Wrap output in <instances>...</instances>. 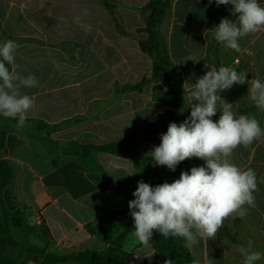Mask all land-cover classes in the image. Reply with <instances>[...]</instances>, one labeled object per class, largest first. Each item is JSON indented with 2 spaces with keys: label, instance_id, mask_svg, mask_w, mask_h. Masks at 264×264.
Returning a JSON list of instances; mask_svg holds the SVG:
<instances>
[{
  "label": "crops",
  "instance_id": "crops-1",
  "mask_svg": "<svg viewBox=\"0 0 264 264\" xmlns=\"http://www.w3.org/2000/svg\"><path fill=\"white\" fill-rule=\"evenodd\" d=\"M150 1L0 0V44L15 41L17 71L39 81L38 87L21 89L34 100L23 128L0 115V131H6L3 158L12 168L2 204L8 235L21 248L62 255L102 250L132 218L128 202L138 181L147 183L145 172L131 159L98 150L86 155L83 147L130 139L142 154L152 156L166 133H146L169 108L162 101L166 86L152 77L154 59L141 47L149 38L141 10ZM160 1L170 3L160 29L180 76L184 110L191 112L184 83L195 82L211 67H229L246 73L247 80L264 81V29L241 38L236 52L213 36L222 18L236 20L231 5ZM258 3L264 6V0ZM81 24L91 30L86 34ZM142 81L140 90L126 89ZM219 94L238 115L254 116L264 129V111L256 107L247 83ZM221 114L218 110L212 119L218 121ZM230 160L256 172V206L244 219L229 217L215 239L188 250L197 264H243L239 248L251 241L252 250L262 256L256 264H264V138L238 147ZM16 215L23 219L21 226L13 224ZM123 248L128 252L124 264H161L152 259V246L144 248L133 233ZM6 254L14 257L18 250ZM20 264L45 263L39 258Z\"/></svg>",
  "mask_w": 264,
  "mask_h": 264
},
{
  "label": "clouds",
  "instance_id": "clouds-1",
  "mask_svg": "<svg viewBox=\"0 0 264 264\" xmlns=\"http://www.w3.org/2000/svg\"><path fill=\"white\" fill-rule=\"evenodd\" d=\"M215 3L217 7L231 5L232 16L236 17L235 21L222 18L213 29L214 39L226 48L239 52L241 38L264 29V6L258 0H215ZM83 14H88L87 9ZM81 27L86 34L91 30V26L81 24ZM18 48L11 39L0 44V115L16 119V127L23 128L34 100L21 89L38 87L39 81L34 75L25 77L17 71ZM245 83L256 107L264 111V81L258 77L247 80L246 73L221 66L218 70L211 67L195 82L184 83L190 116L179 125L169 123L166 133L160 136V144L150 153L156 165L171 171L190 158L203 160L205 166L182 171L172 183L153 187L138 181L128 207L134 221L133 235L144 248L151 247L155 230L164 237L182 238L185 247L192 249L202 240L215 239L226 219H244L249 209L256 206V172L240 168L230 157L238 147L247 148L264 138V129L254 116L238 115L233 104L219 94ZM218 110L222 114L214 121L212 117ZM239 253L243 264H256L262 258L260 252L252 250L251 241L240 247ZM165 264L172 261L166 260Z\"/></svg>",
  "mask_w": 264,
  "mask_h": 264
},
{
  "label": "trees",
  "instance_id": "trees-1",
  "mask_svg": "<svg viewBox=\"0 0 264 264\" xmlns=\"http://www.w3.org/2000/svg\"><path fill=\"white\" fill-rule=\"evenodd\" d=\"M169 8V2L152 0L141 10L146 23L145 31L149 34V38L141 42V47L154 59L152 77L155 81L162 82L166 86V90L162 94V101L169 106L165 113L147 126V134H155L159 131L166 132L169 123L175 122L179 125L190 116V113L182 107L184 97L181 93L180 76L170 60L160 29ZM144 83L142 81L139 85L127 86L126 89L140 90ZM5 135L6 131H0V205L2 207L0 213V264H20L23 260H38L39 258L45 264H124L128 257V252L124 250L123 244L131 230H134L132 218L121 225V232L107 248L102 250H84L67 255L49 253L45 249L37 247L21 248L19 243L8 235L9 217L2 204V192L11 182L12 168L3 158L6 154ZM83 150L85 153H89L91 150H98L131 159L138 169L145 172L146 177L154 175L160 178L159 172L161 171L159 170L161 169L155 166L152 156L142 154L130 139L97 146H84ZM199 166H204L203 160L190 158L180 162L174 172L180 175L182 171L190 172L192 167ZM158 184H162L161 180ZM12 221L15 226L23 224V219L18 217V215L14 216ZM150 244L154 250L152 259L157 260L161 264H165L166 260H171L172 264H197L188 248L185 247V242L182 238L164 237L154 230ZM8 249H17L18 254L14 257L8 256L6 254Z\"/></svg>",
  "mask_w": 264,
  "mask_h": 264
},
{
  "label": "rangeland",
  "instance_id": "rangeland-1",
  "mask_svg": "<svg viewBox=\"0 0 264 264\" xmlns=\"http://www.w3.org/2000/svg\"><path fill=\"white\" fill-rule=\"evenodd\" d=\"M83 153L88 155L91 153V151H89V153H85L84 150H83ZM161 172L160 173V178L152 175V176H148L147 179V183L152 185L153 187L157 185L158 182H160L161 180V183H164V182H168V183H172L174 180L178 179L180 177L179 174H176L174 171H164V170H159ZM175 173V174H173ZM173 175H176V176H173ZM12 232V235H16V232ZM134 230H131L130 234L133 233ZM134 241V239H133Z\"/></svg>",
  "mask_w": 264,
  "mask_h": 264
}]
</instances>
